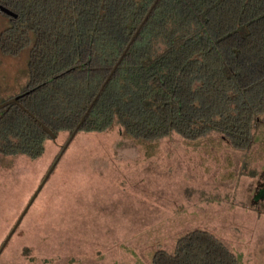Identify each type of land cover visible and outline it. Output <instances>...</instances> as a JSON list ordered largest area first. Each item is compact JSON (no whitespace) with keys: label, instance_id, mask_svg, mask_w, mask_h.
I'll return each instance as SVG.
<instances>
[{"label":"trees","instance_id":"1","mask_svg":"<svg viewBox=\"0 0 264 264\" xmlns=\"http://www.w3.org/2000/svg\"><path fill=\"white\" fill-rule=\"evenodd\" d=\"M0 5L17 15L2 13L9 24L1 49L28 57L23 108L13 103L0 110V158L34 161L43 157L48 141L63 134L69 141L75 131L78 136L119 129L142 143L174 134L189 142L216 135L249 161L264 125V0H0ZM255 200L264 201V188ZM153 264L241 262L220 239L197 229L181 236L173 252H156Z\"/></svg>","mask_w":264,"mask_h":264},{"label":"rangeland","instance_id":"2","mask_svg":"<svg viewBox=\"0 0 264 264\" xmlns=\"http://www.w3.org/2000/svg\"><path fill=\"white\" fill-rule=\"evenodd\" d=\"M8 24L0 12V37ZM27 69V55L0 47V104L21 94ZM69 141H48L34 161L0 158V264H153L156 252H173L197 229L241 264H264V201L255 200L264 188V125L249 161L216 135L142 143L113 129L80 133L64 149Z\"/></svg>","mask_w":264,"mask_h":264},{"label":"water","instance_id":"3","mask_svg":"<svg viewBox=\"0 0 264 264\" xmlns=\"http://www.w3.org/2000/svg\"><path fill=\"white\" fill-rule=\"evenodd\" d=\"M0 12L3 13L4 15L8 16V17H11V18H17V15H16L14 12H12L11 10H9L8 8H6V7L2 6V5H0ZM132 42H133V41H132ZM128 49H129V47H128ZM128 49H127V50H128ZM127 50H126V52H127ZM126 52L123 54L122 58L120 59V61L118 62V64L116 65V67L114 68V70L112 71V73H111L110 76H112V75L115 73V71H116V69L118 68L119 64H120L121 61L123 60V58H124ZM110 78H111V77H109V79H110ZM109 79H108V80H109ZM107 82H108V81H107ZM23 96H24V95H20V96L14 98V99H12V100L7 101L6 103L1 104V105H0V110H2V109L5 108L6 106L11 105V104H13V103H16L17 105H20V107L23 108L22 104L19 103V100H20ZM31 116H32V115H31ZM40 124H41V123H40ZM41 127H42V129H43V131H44L45 133H47V134H48L49 136H51V137H54L52 131H51L48 127H46V126L43 125V124H41ZM76 134H77V131L74 132L72 138H71L70 141L67 143V145L64 147V149H66V148L70 145L71 141L74 139V137L76 136ZM64 149H63V150H64ZM62 154H63V151H62ZM9 239H10V238H9ZM9 239H8V241H9ZM8 241H6L5 244H7ZM2 250H3V247H2V249H1V251H2Z\"/></svg>","mask_w":264,"mask_h":264}]
</instances>
